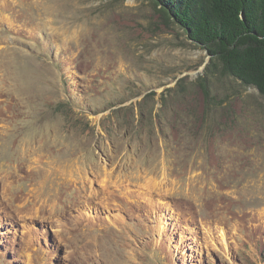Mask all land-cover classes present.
<instances>
[{
    "label": "rangeland",
    "instance_id": "374dc122",
    "mask_svg": "<svg viewBox=\"0 0 264 264\" xmlns=\"http://www.w3.org/2000/svg\"><path fill=\"white\" fill-rule=\"evenodd\" d=\"M208 63L144 0H0V264H264V96Z\"/></svg>",
    "mask_w": 264,
    "mask_h": 264
},
{
    "label": "trees",
    "instance_id": "16d2710c",
    "mask_svg": "<svg viewBox=\"0 0 264 264\" xmlns=\"http://www.w3.org/2000/svg\"><path fill=\"white\" fill-rule=\"evenodd\" d=\"M111 1V0H99ZM167 24L181 28L219 70L264 96V0H144ZM205 93L204 79L197 82Z\"/></svg>",
    "mask_w": 264,
    "mask_h": 264
}]
</instances>
